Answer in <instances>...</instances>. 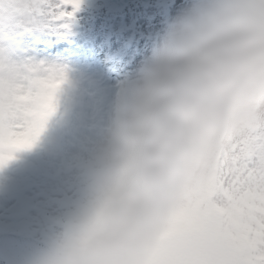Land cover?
I'll return each mask as SVG.
<instances>
[{
  "label": "clouds",
  "instance_id": "obj_1",
  "mask_svg": "<svg viewBox=\"0 0 264 264\" xmlns=\"http://www.w3.org/2000/svg\"><path fill=\"white\" fill-rule=\"evenodd\" d=\"M264 116V0H186L122 83L88 196L36 264H150L220 150Z\"/></svg>",
  "mask_w": 264,
  "mask_h": 264
},
{
  "label": "rangeland",
  "instance_id": "obj_2",
  "mask_svg": "<svg viewBox=\"0 0 264 264\" xmlns=\"http://www.w3.org/2000/svg\"><path fill=\"white\" fill-rule=\"evenodd\" d=\"M105 1L82 0L73 17L64 19L54 18L46 5L30 14L25 26L11 30L12 42L0 41V54L9 61L54 66L64 74L57 111L49 118L35 146L24 149L31 154L29 158L21 159L15 154L14 159L0 168V188L6 191L4 196L0 195V233L11 230L30 234L50 245L64 232L87 199L96 148L124 77L150 54L167 22L186 3V0H128L127 7L114 16L115 27L123 28L126 39L112 37L117 46L110 51L107 36L112 28L107 23ZM63 22L69 25L66 33L71 32L70 37L78 43L75 48L81 54L78 60L66 61L62 55L34 45L36 38L53 41L65 38L66 34L59 35ZM108 60L112 73L106 72L104 64ZM61 101L64 108L58 106ZM0 264H5L1 258Z\"/></svg>",
  "mask_w": 264,
  "mask_h": 264
},
{
  "label": "snow or ice",
  "instance_id": "obj_3",
  "mask_svg": "<svg viewBox=\"0 0 264 264\" xmlns=\"http://www.w3.org/2000/svg\"><path fill=\"white\" fill-rule=\"evenodd\" d=\"M82 0H0V27L25 26L47 5L71 18ZM64 74L0 54V168L35 146L56 109ZM150 264H264V116L220 150L173 212Z\"/></svg>",
  "mask_w": 264,
  "mask_h": 264
},
{
  "label": "bare ground",
  "instance_id": "obj_4",
  "mask_svg": "<svg viewBox=\"0 0 264 264\" xmlns=\"http://www.w3.org/2000/svg\"><path fill=\"white\" fill-rule=\"evenodd\" d=\"M113 47L115 48V45H113ZM108 51H109V50H108ZM105 52H107V51L105 50ZM110 59H111V58H110ZM110 59H109V60H110Z\"/></svg>",
  "mask_w": 264,
  "mask_h": 264
}]
</instances>
